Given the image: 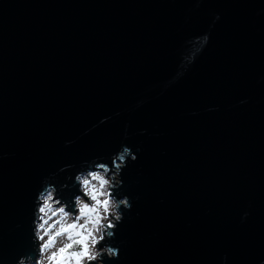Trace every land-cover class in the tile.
<instances>
[{
	"label": "water",
	"instance_id": "obj_1",
	"mask_svg": "<svg viewBox=\"0 0 264 264\" xmlns=\"http://www.w3.org/2000/svg\"><path fill=\"white\" fill-rule=\"evenodd\" d=\"M121 146L105 264L264 260V0H0V264L43 177Z\"/></svg>",
	"mask_w": 264,
	"mask_h": 264
},
{
	"label": "clouds",
	"instance_id": "obj_2",
	"mask_svg": "<svg viewBox=\"0 0 264 264\" xmlns=\"http://www.w3.org/2000/svg\"><path fill=\"white\" fill-rule=\"evenodd\" d=\"M126 158L136 156L121 146L108 162L97 157L81 161L64 183L53 181L54 173L43 177L32 201L27 247L15 251L10 264H105V257L115 259L119 248L101 241L113 236L121 207H131L120 192ZM72 167L65 164L58 171Z\"/></svg>",
	"mask_w": 264,
	"mask_h": 264
},
{
	"label": "snow or ice",
	"instance_id": "obj_3",
	"mask_svg": "<svg viewBox=\"0 0 264 264\" xmlns=\"http://www.w3.org/2000/svg\"><path fill=\"white\" fill-rule=\"evenodd\" d=\"M118 252H119V250H118ZM115 259H118V253H117V255H116V258Z\"/></svg>",
	"mask_w": 264,
	"mask_h": 264
}]
</instances>
